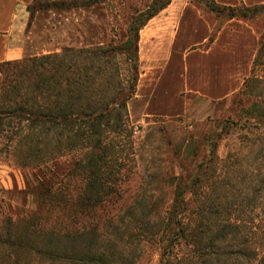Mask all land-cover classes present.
Listing matches in <instances>:
<instances>
[{"label":"rangeland","instance_id":"1","mask_svg":"<svg viewBox=\"0 0 264 264\" xmlns=\"http://www.w3.org/2000/svg\"><path fill=\"white\" fill-rule=\"evenodd\" d=\"M151 1L100 0L89 7L73 3L63 9L32 8L25 32L29 37H23L24 52L19 60L60 53L66 46L94 49L118 45L125 38L129 17L136 10H144ZM207 2L171 0L139 31L134 62L117 54L108 57L109 64H96L100 71L91 82L93 94L113 98L119 89L128 94L131 82L135 88L126 102V129L110 133L118 157L113 163L118 166L111 177V193L94 210L81 211L86 207L80 205L78 197L85 182L74 167L87 151L86 144L53 142L43 146L27 142L29 123L6 115L0 118V264H8L15 256L5 243L6 233H16L24 225H29L30 230L60 232L89 225L107 231L115 226L120 232L122 226H127L132 232L129 245L135 264H160L161 247L169 238L165 225L174 191L172 180L190 182L197 176L198 165L209 159L208 175L199 174L202 183L195 187L197 193H185L189 210L183 222L193 226L198 209L218 208L219 213L211 220L225 219L229 212L231 218L237 217L246 227L254 228L255 240L261 238L264 132L247 126L244 120L258 116L255 109L251 110L255 103L260 111L264 110V54L252 64L247 77L250 81L242 92L244 82L238 91L221 99L187 92L183 93L185 109L181 114L144 116L141 112L142 95H146L170 54V41L185 8L190 5L207 22L209 42L228 20L224 17L227 11L216 13ZM242 4L247 6L242 1L235 6ZM235 19L253 30L254 60L264 36V8L251 10L247 18ZM209 42L200 47H207ZM132 63L137 65L135 72L130 69ZM7 68L0 66V87ZM128 208L133 209L127 214ZM31 237L35 247L43 243L42 237ZM190 249L176 245L171 262L198 264ZM18 257L24 264L27 260L28 264H43L35 253L20 252Z\"/></svg>","mask_w":264,"mask_h":264},{"label":"trees","instance_id":"2","mask_svg":"<svg viewBox=\"0 0 264 264\" xmlns=\"http://www.w3.org/2000/svg\"><path fill=\"white\" fill-rule=\"evenodd\" d=\"M99 1L33 0L27 9L29 12L32 8L63 9L73 3L89 7ZM207 1L212 11H227L225 19L247 18L251 10L264 8V3L227 6L218 4L215 0ZM170 2L171 0H152L144 10H136L129 17L123 36L125 38L118 45L94 49L66 46L60 53L24 56L20 60L0 63V66L9 67L5 69V80L0 87V118L6 115L29 123V132L25 135L27 142L35 141L43 146L53 142L72 146L87 145L85 154L74 162L75 169L83 175L85 182L78 197L80 205L86 207L81 208L82 213L101 206L111 193V177L114 175L115 165L118 166L113 163L117 162L118 157L110 133H122L126 129V102L135 88V83L131 82L128 94L119 89L120 92L113 98L104 93L93 94L91 87L94 84L91 82L99 76L100 71V66L96 64H109L108 57L117 54L134 62L138 51L139 31ZM262 54L264 36L253 65ZM130 69L135 72L137 65L132 63ZM249 81L250 78L244 81L241 92ZM254 109L258 116H252L250 120L246 117L244 123L258 132H264V110L260 111V106L256 103L252 112ZM33 131H37L36 134ZM207 162L198 165L197 176L190 182L183 183L181 178L172 180L174 191L165 225V233H168L169 238L161 247L160 264H173L171 259L174 247L179 244L192 248L189 251L194 254L198 264H264V230L261 238L255 240L254 228L246 227L237 217L231 218L229 212L225 219L211 220V216L219 213L218 208L198 209V220L193 226L183 222L189 210L185 193H197L195 187L202 183L200 176L208 175ZM132 209L128 208L126 213H130ZM142 223L141 220L137 227L140 228ZM32 235L42 237L43 243L35 247ZM131 236L132 232L127 226H122L120 232L115 226L107 231L100 230L96 225L79 226L70 232H60L45 228L30 230L29 225H24L16 233H6L5 243H8L15 254L8 264H24L18 257L20 252L35 253L37 261L43 264H135L129 245ZM29 261L27 260V264Z\"/></svg>","mask_w":264,"mask_h":264},{"label":"crops","instance_id":"3","mask_svg":"<svg viewBox=\"0 0 264 264\" xmlns=\"http://www.w3.org/2000/svg\"><path fill=\"white\" fill-rule=\"evenodd\" d=\"M33 0H0V63L23 56V37ZM235 6L263 4L264 0H215ZM171 38L170 54L154 82L142 95L144 116H173L185 109L183 93L193 92L221 99L240 89L251 73L254 56L253 30L247 23L228 19L209 42L207 22L189 5L180 14ZM209 42L207 47H200ZM159 85V87H158ZM151 89V90H150Z\"/></svg>","mask_w":264,"mask_h":264}]
</instances>
